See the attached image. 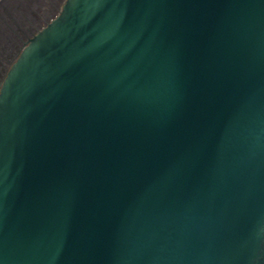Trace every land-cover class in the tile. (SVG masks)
<instances>
[{
	"label": "water",
	"instance_id": "1",
	"mask_svg": "<svg viewBox=\"0 0 264 264\" xmlns=\"http://www.w3.org/2000/svg\"><path fill=\"white\" fill-rule=\"evenodd\" d=\"M0 264H264V0H66L0 91Z\"/></svg>",
	"mask_w": 264,
	"mask_h": 264
},
{
	"label": "flooded vegetation",
	"instance_id": "2",
	"mask_svg": "<svg viewBox=\"0 0 264 264\" xmlns=\"http://www.w3.org/2000/svg\"><path fill=\"white\" fill-rule=\"evenodd\" d=\"M66 0H0V91L29 41L52 21Z\"/></svg>",
	"mask_w": 264,
	"mask_h": 264
}]
</instances>
